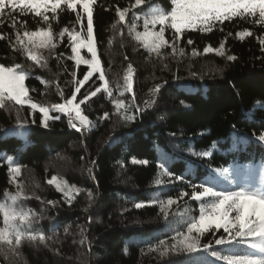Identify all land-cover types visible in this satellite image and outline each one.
I'll return each mask as SVG.
<instances>
[{
	"label": "trees",
	"instance_id": "trees-1",
	"mask_svg": "<svg viewBox=\"0 0 264 264\" xmlns=\"http://www.w3.org/2000/svg\"><path fill=\"white\" fill-rule=\"evenodd\" d=\"M134 2L96 0L94 39L113 97L109 102L102 91L81 105L92 122L89 129L77 132L69 126L66 115L58 112L50 115L60 119L49 120V126L44 128L40 124L41 113L27 105L13 102L11 107H0V200L7 197L6 192L15 193L21 188L29 197L20 202L21 206L37 214L32 224L37 239L25 236L20 245L0 243V264H189V257L183 252L170 250L161 256L162 248L150 250L160 239H167L170 246L177 224L182 225L191 213H197L199 205L189 199V184L199 183L209 175V169L216 167L229 169L231 185L219 178L224 187L235 189L237 184L259 185L264 181V142L258 140L264 135V51L259 43L264 39V26L236 19L217 24L210 33L187 31L175 53L168 47L161 49V59L142 47L130 31L133 25L140 29L136 21L151 11L147 6L132 9ZM149 3L161 11H171L175 6L172 0ZM117 7L130 9L125 23L119 21ZM16 15L28 21V30L38 26V17ZM10 24L11 20L5 17L0 25V64H19L26 70V87L38 104L51 107L70 98L76 86L71 73L76 72V79H82L88 66H77L68 58L72 53L67 35L56 38L54 54L42 50L47 67H40L17 50L16 30ZM52 26L54 33L65 26L81 31L76 13L67 10L59 13ZM244 29L253 35L241 40L235 33ZM85 33L86 27L81 34L86 37ZM165 39L172 40L171 29L166 30ZM188 39L194 43L189 45ZM222 41L224 56L204 53L206 46L215 49ZM180 48L184 49L183 54ZM193 49L196 56L192 55ZM228 55L236 59L228 61ZM129 64L134 70L136 104L141 106L148 100L151 88L162 86L152 98V106L135 123L113 115L114 99H123L129 105L133 98L124 91ZM193 72L195 76L191 75ZM97 77L94 74L81 87L77 102L100 87L102 82ZM17 111L20 121L28 124L24 135L8 133L17 125ZM133 111L128 108L129 113ZM104 112L110 118L101 122L99 117ZM193 150L207 151L209 155H193ZM145 160L147 164L140 163ZM160 163L167 172L158 166ZM15 167L22 170L19 180L9 171ZM58 171L67 184L60 185L62 191L54 182L48 183ZM170 173L183 174L184 179L170 181ZM157 179L160 185H156ZM181 190L189 196L179 199ZM169 197L177 198V203L166 221L160 204L152 201ZM139 202L146 205L137 209L135 204ZM2 223L0 215V227ZM41 234L45 237L43 242L39 239ZM209 241L214 242V237L202 238V243ZM213 247L219 250L214 243Z\"/></svg>",
	"mask_w": 264,
	"mask_h": 264
},
{
	"label": "snow or ice",
	"instance_id": "snow-or-ice-1",
	"mask_svg": "<svg viewBox=\"0 0 264 264\" xmlns=\"http://www.w3.org/2000/svg\"><path fill=\"white\" fill-rule=\"evenodd\" d=\"M175 5L171 11L156 10L149 0H135L131 5L132 9L147 6L151 10V15H146L143 22V31L135 32V39L139 41L149 53H155L161 59V49L168 47L175 53L177 44L187 31H200L202 33H210L217 24L223 25L226 21L233 22L236 19L250 20L252 23L264 26V0H172ZM96 0H0V25L3 24L4 18L11 20L10 27L16 30V44L19 45L18 51H21L29 60L35 62L40 67H47V58L42 55V50L53 53L57 48V37L63 39L67 35L71 45L72 55L68 57L73 60L77 66L84 64L88 66V71L84 73L82 79H76V72H72L73 83L76 85L72 91L71 97L64 100L63 103L54 104L51 107H45L33 101L29 95V89L26 87V70L19 64L14 67H5L0 64V107H11L14 105H27L34 112L41 113L40 124L47 128L49 120H58L60 116L50 115L52 112L67 114L69 116V126L80 132L82 128L89 129L92 122L87 116L81 114V105L85 104L91 97L97 96L98 93L104 92L108 97H112L113 93L108 86L105 73L101 68V62L97 56V46L94 39V18L93 10ZM76 13V23L81 26V31H75L65 26L58 33L53 32L52 21L57 20L59 13L63 11ZM129 8H116V14L121 23L126 22V16ZM52 15L49 16L48 13ZM21 17L31 14L33 18H39L38 26L35 30H28V21L18 19L16 14ZM86 19V37L81 34L85 26L83 21ZM139 19V16H136ZM19 24V29H17ZM159 25V30L154 31ZM116 25L113 24V28ZM135 29L133 25L130 31ZM167 29L172 30V40L165 39ZM20 30H23L22 32ZM223 31V28H221ZM232 33L229 32L228 36ZM235 35L243 40L246 36H252L253 33L249 29L238 31ZM2 36V34H0ZM189 45L194 42L188 39ZM261 50L264 51V39H260ZM16 44L13 47H16ZM86 48L90 54V59H85L80 55V50ZM180 54L184 53V49H179ZM204 53L215 52L218 56H224V42L220 47L213 49L206 46ZM63 56V53H60ZM193 56L197 55V51L193 49ZM236 57L228 55L227 60L233 61ZM43 61V63H41ZM133 67L128 65L125 74L124 91L132 94V101L129 105L125 104L123 99H114L112 101L116 109L113 115H118L121 120L128 123L142 117L153 104L152 97L156 95L162 87L157 84L155 88L150 90V99L145 101L141 107L136 104L134 84H133ZM99 73L98 79L102 82L100 87L89 92L77 102V94L80 93L81 87L88 82L94 74ZM195 76L196 73H191ZM42 83L45 82L43 77H38ZM34 91V90H33ZM63 97V92H60ZM124 95V92H121ZM184 102L182 101V104ZM189 107V105H184ZM134 108L129 113L128 108ZM20 114L17 111V125L13 129H9L8 133L12 135H24L28 126L27 121L21 122ZM109 113L104 112L99 120L102 122L109 119ZM78 121L80 126H77ZM35 121L33 120V124ZM246 139V138H245ZM258 140L264 142V135H260ZM193 155L208 156L207 151L196 153ZM137 161L133 158V163ZM147 164L148 161H140ZM160 168L167 169L163 163L158 165ZM20 174V168L15 167L9 170ZM91 171V169L89 170ZM229 169L216 167L209 169V175L203 178L199 183H191L189 187L192 189L189 199L195 201L199 205V214L188 216L183 220V224H177L171 236L173 241L169 246L167 239H160L158 244L150 246L151 251L160 248L161 256H165L171 250L172 252H183L189 257V264H264V181L259 185L256 184H237L235 189L224 187L219 178H223L231 185L232 181L228 179ZM214 173V175H212ZM170 181H182L184 175H176L170 173ZM56 177L48 183H52ZM12 181L10 180V183ZM156 185H160L161 181L157 179ZM75 189V186H72ZM57 189L62 191L60 185ZM79 192V189H75ZM10 202L0 203V215L3 217V227H0V242L7 245H20L22 239L27 236L30 240H36L37 235L34 234L32 224L35 222L36 212L31 208L21 206L22 200L29 197L25 195L23 190L15 193H5ZM67 196L68 193L66 192ZM89 199L92 193H88ZM189 193L181 190L179 199L188 197ZM39 199V197H36ZM160 204V211L163 212L165 219L169 216L168 208L177 203V198L169 197L166 200L156 201L152 203ZM49 204L54 203L48 201ZM146 205V202L135 204V208L140 209ZM190 211V210H186ZM183 227V230L181 228ZM67 231V229H65ZM206 235L214 237V242L202 243V238ZM41 242L45 240L44 235H39ZM219 246V250L213 247ZM214 258V259H213Z\"/></svg>",
	"mask_w": 264,
	"mask_h": 264
},
{
	"label": "rangeland",
	"instance_id": "rangeland-1",
	"mask_svg": "<svg viewBox=\"0 0 264 264\" xmlns=\"http://www.w3.org/2000/svg\"><path fill=\"white\" fill-rule=\"evenodd\" d=\"M145 14H147V15H151V11L150 12H148V11H146L145 13H143V14H141V16H140V22L139 21H136V23H139L138 25L140 26V29H136V27H135V30H133L132 31V33H133V35L135 36V32L136 31H143L144 30V28H143V22H144V19L146 18V15ZM85 21H86V19H85ZM86 23H87V21L85 22V27H86ZM159 30V25H157L156 26V28L154 29V31H158ZM86 34V33H85ZM80 55L82 56V57H84L85 59H90L91 57H90V54L87 52V49L86 48H82L81 50H80ZM99 59V58H98ZM97 75H99V73H97ZM109 86V85H108ZM110 87V86H109ZM111 88V87H110ZM151 89H153V88H151ZM113 93V92H112ZM156 95H157V93H156ZM155 95V96H156ZM153 98V97H152ZM148 99H150V93H149V96H148ZM111 100L112 99H110V101L109 102H111ZM45 106V105H44ZM46 107V106H45ZM81 114L82 115H84V113L81 111ZM66 115V120H67V122H68V120H69V116L67 115V114H65ZM85 116V115H84ZM79 123V122H78ZM77 126H79V124H77ZM21 171L22 170H20V174L19 175H17L15 172H13L12 173V175H13V178L15 179V180H19L20 178V175H21ZM56 177V180L55 181H53L55 184H59V185H67L66 184V181H65V178H64V176H63V174L62 173H60V171H58L55 175H53V176H51V178H50V180H52V177ZM49 180V181H50ZM20 190H22L21 188H20ZM4 202H10V201H8V198L6 197V198H3V199H1L0 200V203H4ZM172 206H174V204L172 205ZM172 206H170L167 210H168V213L169 214H171V215H173V213L174 212H172V211H170V209L172 208ZM192 211H194V210H192ZM191 211V212H192ZM189 213V212H188ZM188 213H186V214H188ZM199 214V209L197 210V213L195 214L194 213V215H198ZM193 215V213H191V215L190 216H192ZM4 225H3V223H2V226L1 227H3ZM1 244H3L2 242H0Z\"/></svg>",
	"mask_w": 264,
	"mask_h": 264
},
{
	"label": "built area",
	"instance_id": "built-area-1",
	"mask_svg": "<svg viewBox=\"0 0 264 264\" xmlns=\"http://www.w3.org/2000/svg\"><path fill=\"white\" fill-rule=\"evenodd\" d=\"M106 97H107V99L110 101V99H112L113 95H112V97H108L107 94H106ZM154 97H156V96H154ZM154 97H153V99H154ZM148 100H149V99H148ZM148 100H147V101H148ZM144 103H145V102H142V103H141V106H143ZM81 111H82V109H81ZM74 122L77 123V124H79L78 121H74ZM68 124H69V123H68ZM79 126H80V125H79Z\"/></svg>",
	"mask_w": 264,
	"mask_h": 264
}]
</instances>
